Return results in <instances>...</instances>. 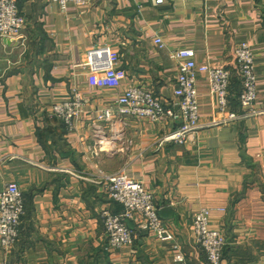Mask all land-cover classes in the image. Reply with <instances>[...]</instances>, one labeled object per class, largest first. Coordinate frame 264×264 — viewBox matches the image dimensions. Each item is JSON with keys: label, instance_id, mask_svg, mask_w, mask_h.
I'll return each instance as SVG.
<instances>
[{"label": "crops", "instance_id": "1", "mask_svg": "<svg viewBox=\"0 0 264 264\" xmlns=\"http://www.w3.org/2000/svg\"><path fill=\"white\" fill-rule=\"evenodd\" d=\"M18 7L24 45L0 37V192L15 183L24 212L15 245L0 248V264H207L192 230L201 208L209 229L225 237L221 264H264V115L216 124L225 115L198 76L199 129L184 144L158 146L172 121L125 118L102 123L100 133L95 126L130 87L170 106L177 64L169 56L177 50H192L197 65L230 70L229 110L244 112L233 55L239 44L253 57L252 109L264 112V0H92L84 10L20 0ZM98 46L117 62L112 76L83 67ZM73 89L86 104L68 131L51 107ZM119 173L138 176L152 192L172 240L139 230L135 218L125 221L134 243L106 249L101 211L122 207L101 176Z\"/></svg>", "mask_w": 264, "mask_h": 264}, {"label": "built area", "instance_id": "2", "mask_svg": "<svg viewBox=\"0 0 264 264\" xmlns=\"http://www.w3.org/2000/svg\"><path fill=\"white\" fill-rule=\"evenodd\" d=\"M20 0H0V37L6 38L15 45H24L22 35L25 21L19 13ZM64 7L72 3L78 9L89 7L92 0H51ZM158 48H164L160 38H154ZM233 55L242 90L238 103L244 112L229 110V93L232 73L230 70L211 65H197L192 50H177L170 53V58L177 64V78L173 89L174 100L170 106L149 90L139 87L127 88L114 102V106L103 110L96 118L97 133L102 130L101 124L110 126L115 121L120 123L125 118H139L151 123L172 121L176 127L163 136L158 143L184 144L190 135L199 129V112L196 81L204 76L209 84V92L215 98L217 110L225 115L224 120L216 124L234 123L243 118L264 115L256 112L252 106L256 100V77L253 69V57L247 44H239L233 49ZM91 76H112L117 68L108 46L94 47L88 51L83 64ZM86 100L82 94L73 89L62 102L52 105L51 114L60 120L68 131L74 127V121L82 114ZM114 121V122H113ZM99 124V125H98ZM105 142L99 138L98 143ZM102 183L111 201L122 207L120 214L108 209L101 211V218L107 235L106 249H119L134 243V232L125 221L137 218V228L154 234L161 241L173 237L157 215L152 192L144 189L138 176L131 173L103 174ZM24 212L22 193L15 183H8L0 192V248L8 253L19 236V226ZM209 211L201 208L193 217V234L197 246L204 252L207 264H221L225 237L216 230L209 229ZM177 256L176 260L182 262Z\"/></svg>", "mask_w": 264, "mask_h": 264}, {"label": "rangeland", "instance_id": "3", "mask_svg": "<svg viewBox=\"0 0 264 264\" xmlns=\"http://www.w3.org/2000/svg\"><path fill=\"white\" fill-rule=\"evenodd\" d=\"M15 243H16V242H15ZM14 245H15V244H14ZM14 245H13V246H14ZM3 252H4V251H3Z\"/></svg>", "mask_w": 264, "mask_h": 264}]
</instances>
